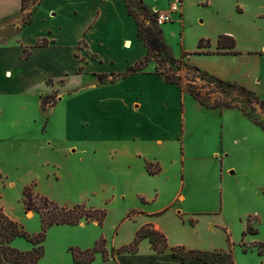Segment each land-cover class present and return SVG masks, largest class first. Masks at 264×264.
<instances>
[{
  "label": "crops",
  "instance_id": "0c3cea01",
  "mask_svg": "<svg viewBox=\"0 0 264 264\" xmlns=\"http://www.w3.org/2000/svg\"><path fill=\"white\" fill-rule=\"evenodd\" d=\"M188 3L211 9V15L203 14L209 19L205 22L200 20L199 26L203 30L194 36L195 46L189 49L195 68L223 81L238 82L264 101V0H183L179 15V23L183 27ZM23 13L29 18L26 24ZM176 17L174 15L172 21ZM167 31L162 25L164 37ZM222 34L235 40V46L230 51L217 48V37ZM184 37L185 34L181 41L182 52L188 53ZM42 38L48 43L36 46L35 42ZM201 38L209 39L210 46L199 48ZM125 41L129 42V47L124 46ZM23 49L29 51L26 57L22 56ZM206 50L220 52L197 53ZM144 54L145 47L137 37V24L128 12L125 0H37L33 6L25 5L24 10L22 0H0V125L3 122L6 124V120L14 126L33 123V113L32 116H24L31 102L22 97L35 96L41 90L45 93L56 86L69 91L70 95L66 98L46 106V112L54 111L62 100L72 103V111L79 122L70 124L84 144L78 146L72 143L61 150L51 140L41 141L36 146L27 145V148L22 146L19 150L27 153L20 155L18 160H25L26 163L36 161L44 170L41 180L29 176L20 186L21 191L35 182L34 192L48 197L49 194L39 186L40 181L52 186L61 176V165L70 167L69 158L74 152L83 160L97 158L99 165L112 168L118 186H113L110 177L101 173L98 174L101 191L92 192V195L101 197L99 203L88 197L81 201L62 200L60 203L70 206L86 201L89 207H100L117 198V195L112 196L116 191L119 199L134 202L124 208L122 215H127L132 209L138 211L134 219H123L119 226L121 230L129 224L131 236L128 242L140 226L151 224L164 234L167 248L158 252L145 238L139 242L134 253L116 254L108 260L97 258L89 264H207L195 258L183 260L174 256L171 247L183 245L209 251L227 247L229 224L222 219V209L218 207L215 172L212 178L207 173L203 177L179 176L180 170L184 171L187 165L183 143L186 115L183 113L179 120H175L176 127L173 129L169 126L168 113H145V100L137 93V86L132 81L130 86L128 80L141 75L153 80L155 85H169L178 88L181 93L183 91L178 84L166 81L161 74L138 72L103 83L97 77L102 74L109 79L111 73L123 72ZM244 64L248 67L244 71L247 78L243 80L257 77L259 89H254L252 82L234 78ZM89 74L93 78L84 85V78ZM119 83L125 85L124 89L117 87ZM40 99L41 96L33 104L34 109L42 110ZM150 102L166 103L160 96ZM19 114L22 115L20 118ZM10 124L5 127L13 130ZM168 141L176 143L178 153L173 158L166 156ZM59 151L65 157L60 161ZM147 162L156 165L158 171L150 174L146 169ZM168 167L177 173L174 178L166 176ZM67 176L72 180L75 171L68 170ZM14 183L7 181V185L13 186ZM87 194L91 196L90 191ZM210 199L215 202L211 208L208 207ZM253 215L259 223H264V213L254 212ZM9 217L16 222L21 221L11 215ZM103 223L80 221L74 226L82 230H90L92 226L100 229ZM74 226L58 225L54 228L73 229ZM253 229L257 233L248 232L246 227V239L250 236L247 243L261 242L264 246L260 228ZM51 230L47 231L44 254L37 264H85L73 261L69 247H92L98 237H92L89 242L87 238L85 245L62 240L52 247L48 243ZM17 239L12 242L15 249H29V244ZM261 264H264V258Z\"/></svg>",
  "mask_w": 264,
  "mask_h": 264
},
{
  "label": "rangeland",
  "instance_id": "374dc122",
  "mask_svg": "<svg viewBox=\"0 0 264 264\" xmlns=\"http://www.w3.org/2000/svg\"><path fill=\"white\" fill-rule=\"evenodd\" d=\"M36 1L25 0V5L33 6ZM126 1L129 9L137 16L142 25L161 29L149 18V13L156 6H159L157 8L161 10L167 8V0H141L146 5L148 13L137 6L139 0ZM206 13L211 15V9L202 8L201 5L196 3L195 5L188 3L186 5L187 15L184 18V27L179 23V14H176L177 17L174 18V21H168L164 24L168 30L164 33L165 37L160 33L166 44L171 48L173 56L181 59L188 66L177 63L171 65L167 61L160 63L150 61L146 66L142 67L143 73L161 74L162 76V73H167L172 78L179 80L182 86H179L181 91H183L182 93L176 87L155 85L153 80L141 75L133 76L134 78L128 80L130 81L128 83L131 86L132 81V84L137 86L136 89L140 98L145 100V102L143 101V111L145 113H168L170 115V128L175 129V120H179L183 113L186 115V137L183 143L187 165L184 171L183 169L180 170L179 176L183 177L185 174L188 178L195 175L203 177L207 173L208 177L212 178L213 171L215 172L216 187H218V207L222 209V219L229 224L228 232L226 233L227 247L225 249L230 246L235 264H261L264 257L258 255L255 247H248L252 243H247L250 241V236H247L248 239H246L245 235L247 234L246 227L249 226L251 229L258 227L262 232L260 236L264 239V223H259L258 218L253 215L254 212L264 213V130L259 127V125L264 127V106L260 105L261 99L254 92L247 89L243 91L238 87L217 86L213 82L209 83L205 78H202L201 71L198 72L193 68L196 66L193 64L194 60L189 49L195 46L194 36L203 30L199 26L201 24L200 20L205 22L209 19V16L205 17L203 15ZM25 15L23 13L24 19L27 18ZM205 24L202 23V25ZM183 34H185L184 47L188 49V53L182 52L181 41ZM249 66L251 67L252 65L249 63ZM247 67L248 64H244L239 69V73L237 74L236 72L234 78L240 81L247 78V76H244L246 74L244 71H246ZM92 78L91 74L86 75L83 84L87 85V80L90 82ZM243 82H252L254 83V89H259L260 85L257 83V77L252 80L249 78L245 79ZM123 83L117 84V87L120 86L124 89L125 85ZM236 85L241 86L238 82ZM189 88L196 92L205 105L199 104L187 92ZM68 95H70L69 91L65 92V89L56 86L45 93L44 90H41L35 96L22 97L27 102H31V107L27 105L24 116L26 117L33 113L35 119L33 123L28 124L25 122L24 125L14 126L10 124V120H6V124L3 122L0 125V208L8 217L11 215L21 219L18 223L30 235L40 231V215L33 209H24L20 186L29 176H34L41 180L44 168H41L36 161L26 163L25 160H18L20 155L27 153L19 149L24 145L26 148L27 145L36 146L41 141L46 140H51L59 150L66 148L72 143L78 146L84 144L83 139L79 137V134L73 129V125L70 124L73 121L79 122V118L72 111V103L62 100L54 111L46 112V106H51ZM39 96H41L40 100L44 103V109L42 108V110H39V108L34 109L33 105L39 99ZM158 96H160V99H165L166 103L150 102L154 100V97ZM146 101L148 102L146 103ZM21 116L19 114V118ZM9 124L11 126L10 129L12 128L13 130L5 127ZM169 142L166 144L168 148L166 156L173 158L178 153L176 143L173 141ZM63 154L60 151L58 152V161L65 159ZM32 155L33 152L31 157ZM69 159L68 166L70 167L61 165L59 168L61 176L52 186H48V183H42V181L39 184L49 194L48 197H45L59 206H64L60 203L62 200L81 201L87 197L94 203H99L101 197L92 195V192L100 190L98 174L102 173L104 177H110L113 181L112 185L118 186L117 177L112 168L110 169L109 165H99L97 158L83 160L77 152H74ZM151 168L156 169L157 167L156 165H151ZM68 170L75 171V178L72 180L67 176ZM175 174L177 173L172 171L171 167L166 169V176L174 178ZM5 176L8 178H5ZM10 180L15 182L13 186L7 185V181ZM34 187L35 185L33 186V191ZM88 191L91 192V196H86ZM113 195H117V198L115 197L113 201L107 202L100 207H92L105 209L106 216L100 229L92 226L90 230H82L74 225L73 229H58L54 228V226L58 225H52L47 229V231L52 229L48 235V243L53 247L57 242L66 240L72 243L80 242L85 245L87 238L89 242L92 237L100 238L102 236L104 238L103 249L106 253H110L111 248H118L127 244L128 238L131 236L130 226L125 224L121 230L119 226L123 219H134L138 211L132 209L127 215H122L124 208L133 205L134 202L130 199H119L116 191H113ZM214 203L210 199L208 207H213ZM76 204H83L85 207H89L86 201ZM73 205L66 206L71 207ZM245 213L247 215L242 217L241 215ZM32 214H34L33 217H31ZM114 223L116 224L115 226H113ZM145 229L149 231L148 236L153 239L156 237V234L150 232L155 230L153 227H145ZM102 233L103 235H100ZM227 237L229 240H227ZM15 239L25 241L26 244H29V249L31 248V244L26 239L15 237L13 240ZM13 240L10 243L11 246ZM160 242L161 239H159V244ZM241 242L245 243L244 246L241 245ZM150 243L153 247L152 242ZM244 247H246V251H244ZM103 254L96 253L95 259H101Z\"/></svg>",
  "mask_w": 264,
  "mask_h": 264
},
{
  "label": "trees",
  "instance_id": "16d2710c",
  "mask_svg": "<svg viewBox=\"0 0 264 264\" xmlns=\"http://www.w3.org/2000/svg\"><path fill=\"white\" fill-rule=\"evenodd\" d=\"M125 2L129 14L133 17L137 24V37L145 47V54L140 57L133 65L128 66L123 72L116 74L111 73L109 79H107L106 75H97L99 82L103 83L106 82V80H108L107 82H112L128 74L138 72L143 73L142 67L144 65L146 66L150 61H155L156 63L167 61L171 65L177 63L182 64L184 66H188L187 63L173 56L171 48L166 44L162 35H160L161 29H155L150 26L142 25V23L138 20L137 16L129 9L126 0ZM137 6L141 7L146 13H148L146 5L142 3L141 0L137 2ZM24 8L25 0H22V9L24 10ZM149 18H151L154 22L151 13H149ZM28 21L29 18L27 17L25 19L24 24L28 23ZM47 43L48 41L45 38H42L37 40L35 42V45H46ZM203 46H210V40L203 38L199 39L198 47L201 48ZM234 46L235 40L233 37L223 34L217 37L218 49H227L230 51ZM212 52L220 51H197V53ZM28 53L29 51L27 49H23L22 56L26 57ZM195 70H197L198 72L201 71L198 68H195ZM155 72L162 73L158 71ZM201 72L202 78H205V80H207L209 83L213 82L217 86L227 85L230 87H238L243 91L246 90V88L243 86L223 81L206 72ZM162 74L166 81L176 83L180 87H182L181 82L179 80L172 78L167 73ZM187 92L191 96H193V98L196 99L199 104L205 105V103L197 96L196 92L193 89L189 88ZM260 105L264 106L263 100H260ZM41 107L44 109V103L42 101ZM259 127L264 130V127L260 125ZM151 165V163L147 162L146 169L150 174H154L158 171V168L152 169ZM33 186L34 182L30 183L29 185L23 188L22 202L25 210L33 209L40 215L41 229L36 234H28L23 229L22 225L8 217L5 213H3L2 209L0 208V264H37L44 254V240L46 236V231L52 225H76L81 220H85L86 222L97 221L101 225L105 219V209L92 207L87 208L83 204H75L71 207L59 206L55 202L49 200L47 197L34 193ZM145 227H152V225L144 224L140 226L136 230L133 239L129 243L124 244L118 248H111L110 253L104 252V238L102 236L95 241L92 247L89 248L81 249L77 246H70L69 251L71 253L72 259L75 263L89 264L95 260L96 253H104L101 256L102 260H108L110 258H113L114 255L120 253H134L137 251L139 242L143 238L147 237L149 241L152 242L153 249L158 252H163L167 248L166 238L164 234L156 230H152L150 232L156 234V237L153 239L151 236H148L149 231L146 230ZM247 231L250 233H257L256 229H251L249 226L247 227ZM15 237H22L26 239L31 244V248L25 251H20L13 248L10 243ZM159 239H161L160 244ZM227 240H229L228 237ZM244 244V242H241V245L244 246ZM248 247H255L257 249L258 255L264 257V246L261 242H255L252 245H249ZM171 250L174 256H177L183 260L188 258H195L202 260L207 264H235L230 246H228L227 249H215L209 251L195 248H186L183 245H177L171 247ZM246 250V247H244V251Z\"/></svg>",
  "mask_w": 264,
  "mask_h": 264
},
{
  "label": "built area",
  "instance_id": "2783aa9c",
  "mask_svg": "<svg viewBox=\"0 0 264 264\" xmlns=\"http://www.w3.org/2000/svg\"><path fill=\"white\" fill-rule=\"evenodd\" d=\"M168 7L164 10L154 8L151 10L154 23L157 26H162L168 21H172L174 15L181 13V7L183 0H167Z\"/></svg>",
  "mask_w": 264,
  "mask_h": 264
},
{
  "label": "bare ground",
  "instance_id": "6f19581e",
  "mask_svg": "<svg viewBox=\"0 0 264 264\" xmlns=\"http://www.w3.org/2000/svg\"><path fill=\"white\" fill-rule=\"evenodd\" d=\"M124 46H125V47H129V42H128V41H125V42H124Z\"/></svg>",
  "mask_w": 264,
  "mask_h": 264
}]
</instances>
